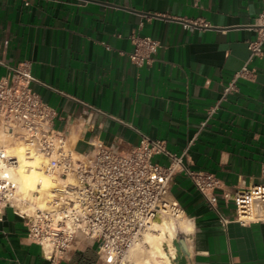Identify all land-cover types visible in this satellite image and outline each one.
<instances>
[{"label": "crops", "instance_id": "1", "mask_svg": "<svg viewBox=\"0 0 264 264\" xmlns=\"http://www.w3.org/2000/svg\"><path fill=\"white\" fill-rule=\"evenodd\" d=\"M0 0V62L27 64L33 90L55 113L54 127L76 152L90 140L126 151L135 130L165 143L191 170L218 180L217 206L234 215L231 195L264 182V49L249 61L260 0ZM133 37L158 46L148 65L129 56ZM244 66L252 75L236 79ZM5 69L0 65V77ZM218 106V113L208 110ZM166 165L162 157L153 160ZM227 198H224V196ZM171 197L191 225L187 264H264V221L223 226L192 182L180 174ZM23 219L0 220V264H76L43 258Z\"/></svg>", "mask_w": 264, "mask_h": 264}, {"label": "built area", "instance_id": "2", "mask_svg": "<svg viewBox=\"0 0 264 264\" xmlns=\"http://www.w3.org/2000/svg\"><path fill=\"white\" fill-rule=\"evenodd\" d=\"M30 0H22L28 7ZM253 28L256 37L248 43L250 60L261 58L264 49V0ZM130 61L142 67L151 62L158 44L149 37H133ZM5 74L0 77V220L11 209L23 219L28 239L38 245L43 258L60 261L73 253L92 251L101 264H126L131 251L158 215L176 219L183 215L179 203L171 197L177 175L187 177L221 224L236 222L247 226L264 221V182L237 189L230 198L234 206L231 218L217 206L219 182L214 175L191 170L183 156L169 152L165 143L133 129L136 145L126 151L90 140L88 150H72L66 136L54 127L55 113L33 90L42 85L27 64L8 66L0 62ZM244 66L224 88L222 99L235 90L237 78L252 75ZM218 113V106L208 116ZM21 147L26 158L40 157L41 171L51 178L39 205L21 194L10 170L18 160L5 149ZM162 157L166 165L153 160ZM39 197V192H34ZM224 198H227L225 195Z\"/></svg>", "mask_w": 264, "mask_h": 264}, {"label": "bare ground", "instance_id": "3", "mask_svg": "<svg viewBox=\"0 0 264 264\" xmlns=\"http://www.w3.org/2000/svg\"><path fill=\"white\" fill-rule=\"evenodd\" d=\"M7 152L13 154L18 160V166L10 170V174L19 192L30 201H36L40 206L43 205V193L49 189L52 181L47 174L41 171L40 157L26 158L21 147H9ZM37 191L39 197L33 195ZM191 231V225L183 215L175 220L158 215L143 236L147 247L137 244L132 252L148 250L142 261L143 264H155L156 258H161L162 264H187L181 255L178 237L188 244L191 240Z\"/></svg>", "mask_w": 264, "mask_h": 264}, {"label": "rangeland", "instance_id": "4", "mask_svg": "<svg viewBox=\"0 0 264 264\" xmlns=\"http://www.w3.org/2000/svg\"><path fill=\"white\" fill-rule=\"evenodd\" d=\"M0 141H8V139L6 137H3L1 134H0ZM10 146L5 143V149L7 150ZM172 220H175L173 218H171ZM181 240L180 237H178V242ZM184 242V241H183ZM144 244V245H143ZM141 246H146L147 247V244L144 243V240L142 242H140ZM135 249V248H134ZM133 249V250H134ZM132 250V251H133ZM164 250L167 252V250L164 248ZM131 251L129 257H128V262L126 264H143V259L146 257L147 255V251L148 250H141V251H135L134 253ZM132 254V256H131ZM184 258L183 260H185V256H184V253L182 252L181 254ZM162 259L161 258H156V263L155 264H162Z\"/></svg>", "mask_w": 264, "mask_h": 264}, {"label": "trees", "instance_id": "5", "mask_svg": "<svg viewBox=\"0 0 264 264\" xmlns=\"http://www.w3.org/2000/svg\"><path fill=\"white\" fill-rule=\"evenodd\" d=\"M76 264H94V262L91 258L85 260L79 259Z\"/></svg>", "mask_w": 264, "mask_h": 264}, {"label": "water", "instance_id": "6", "mask_svg": "<svg viewBox=\"0 0 264 264\" xmlns=\"http://www.w3.org/2000/svg\"><path fill=\"white\" fill-rule=\"evenodd\" d=\"M179 247H180V249H181L182 252L185 251L184 246H183V241H182V239L179 241Z\"/></svg>", "mask_w": 264, "mask_h": 264}]
</instances>
